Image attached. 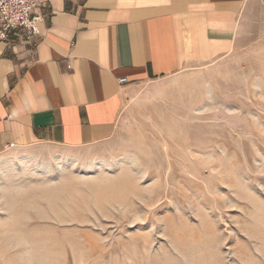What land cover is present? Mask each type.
<instances>
[{
  "label": "rangeland",
  "instance_id": "rangeland-1",
  "mask_svg": "<svg viewBox=\"0 0 264 264\" xmlns=\"http://www.w3.org/2000/svg\"><path fill=\"white\" fill-rule=\"evenodd\" d=\"M0 264H264V0L230 54L129 86L107 142L0 155Z\"/></svg>",
  "mask_w": 264,
  "mask_h": 264
},
{
  "label": "crops",
  "instance_id": "crops-1",
  "mask_svg": "<svg viewBox=\"0 0 264 264\" xmlns=\"http://www.w3.org/2000/svg\"><path fill=\"white\" fill-rule=\"evenodd\" d=\"M43 1L40 35L28 40L11 34L0 41V155L107 142L117 131L129 86L230 54L252 3Z\"/></svg>",
  "mask_w": 264,
  "mask_h": 264
},
{
  "label": "built area",
  "instance_id": "built-area-1",
  "mask_svg": "<svg viewBox=\"0 0 264 264\" xmlns=\"http://www.w3.org/2000/svg\"><path fill=\"white\" fill-rule=\"evenodd\" d=\"M43 0H0V41H7L11 34L31 40L41 34L39 24L46 14ZM126 83L127 78H120Z\"/></svg>",
  "mask_w": 264,
  "mask_h": 264
},
{
  "label": "bare ground",
  "instance_id": "bare-ground-1",
  "mask_svg": "<svg viewBox=\"0 0 264 264\" xmlns=\"http://www.w3.org/2000/svg\"><path fill=\"white\" fill-rule=\"evenodd\" d=\"M123 181H124V180H123ZM124 182H125V181H124ZM128 183H129V182H128ZM129 186H130V185H129ZM131 186H132V185H131ZM131 186H130V187H131ZM117 189H118V188H117ZM131 189H133V188H131ZM111 190H112V188L109 187V188H108V191H107V196H114V195H115L114 197H116L117 194H118V192L115 193V192H113V191H111ZM126 190H128V188H127ZM126 190H125V191H126ZM119 191H120V190H119ZM107 199H108V198H107ZM110 200H111V199H110Z\"/></svg>",
  "mask_w": 264,
  "mask_h": 264
}]
</instances>
